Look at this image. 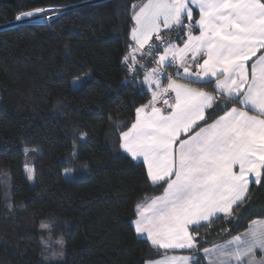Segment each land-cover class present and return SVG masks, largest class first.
Here are the masks:
<instances>
[{"label": "trees", "instance_id": "16d2710c", "mask_svg": "<svg viewBox=\"0 0 264 264\" xmlns=\"http://www.w3.org/2000/svg\"><path fill=\"white\" fill-rule=\"evenodd\" d=\"M143 1L0 0V264H44L41 225L64 239L65 259L56 264H145L163 253L132 223L136 205L163 187L119 146V132L150 99L145 69L134 80L124 62L133 47L132 5ZM39 8L63 10L48 20L16 19ZM162 37L180 43L186 32ZM81 75L88 76L74 87ZM210 112L208 123L223 113ZM29 156L33 185L25 172ZM257 218H264V185L253 182L233 217L191 228L199 249L191 252L208 264L203 248Z\"/></svg>", "mask_w": 264, "mask_h": 264}, {"label": "snow or ice", "instance_id": "6c2138e0", "mask_svg": "<svg viewBox=\"0 0 264 264\" xmlns=\"http://www.w3.org/2000/svg\"><path fill=\"white\" fill-rule=\"evenodd\" d=\"M132 10L134 47L124 62L134 80L144 68L137 53L154 57L156 66L145 70L142 81L151 99L119 132V146L133 161H142L152 185L163 187L162 195L136 205L132 223L156 249L195 252L198 233L190 226L210 223L220 214L233 217L248 198L250 183L264 185V0H146ZM22 16L33 12L16 19ZM174 28L186 32L182 46L161 35ZM170 67L175 78L167 73ZM213 109L223 115L208 123ZM27 171L32 180L33 169ZM256 249L264 251V221H252L245 233L203 248V254L217 264H264L255 260ZM147 264H199V256L165 255Z\"/></svg>", "mask_w": 264, "mask_h": 264}, {"label": "rangeland", "instance_id": "374dc122", "mask_svg": "<svg viewBox=\"0 0 264 264\" xmlns=\"http://www.w3.org/2000/svg\"><path fill=\"white\" fill-rule=\"evenodd\" d=\"M39 9H43V11L36 12L35 10H33L32 11L33 12V16H31V17H23L22 16L21 19H19L18 21L48 20L49 18H51L52 16L58 14L60 11L63 10V9L62 10H59V9H57V10L56 9H53L52 10V9H48V8H39ZM154 51H155V49H154ZM150 60L151 59H148V61H147V59H146V60L143 61L142 64L145 66V69H149L150 70L151 68H153V67L156 66V65H154L153 67H151V65H149V66L146 67V63L147 62H150ZM251 63H252V61L249 62V64H251ZM169 70H170V73L173 74L172 73V68H169ZM87 76L88 75L78 76L81 79H80L79 82H77V84L75 86H74V83H73V86L74 87L78 86ZM76 78L73 80V82L76 80ZM161 79L163 80V78H161ZM166 82H167V80H166ZM161 83L163 85V82H161ZM180 83H183V82H180ZM148 89L151 92V89L149 88V86H148ZM209 91L211 92L212 90H209ZM216 118H218V117H216ZM202 122L203 121H201L200 124ZM211 122H209V123H211ZM201 126H204V125H201ZM196 130H198V129H196ZM182 138H186V137H182ZM28 168L33 169V160H32V157L31 156L28 157V159L26 160V163H25V172H26L27 177L29 175V173L27 171ZM68 173L69 172L66 173V176L69 177ZM33 175H34V170H33ZM30 183L32 185L35 183V177L32 180H30ZM10 188H11V186H10ZM48 228H49L48 226H46L44 228V229H46V233H45V236L46 237L43 240V243H44V245H43L44 246V250H43V259H44V262L43 263L44 264H56V263H59V262H61V261H63L65 259V242H64V239L63 238L54 237L53 236L54 234H52L51 230H49Z\"/></svg>", "mask_w": 264, "mask_h": 264}, {"label": "crops", "instance_id": "0c3cea01", "mask_svg": "<svg viewBox=\"0 0 264 264\" xmlns=\"http://www.w3.org/2000/svg\"><path fill=\"white\" fill-rule=\"evenodd\" d=\"M144 2H146V0H144L143 2H141L140 4H142V3H144ZM195 11H198V9H196L194 6H193V19H198L199 18V12H198V17L197 18H194L195 17ZM187 23V22H186ZM198 28V27H197ZM174 29H177V28H174ZM168 31H170V30H162V32H161V35L162 34H164L165 32L167 33ZM193 31V34L194 35H198L199 34V29H198V31L197 32H195L194 30H192ZM185 39H186V37H185ZM153 40H155V38L153 37ZM165 40H167V41H171L172 43H174V44H177L178 46H182L183 45V41L182 42H180V43H178V42H176V40L174 39V38H172V37H166V39ZM130 41H131V43H132V45H133V47H134V41H132L131 40V34H130ZM138 55H139V53H137ZM260 53H258L257 54V56L259 55ZM256 59V57H253V61ZM200 62H202V61H200ZM155 64H152L151 65V67H153ZM172 68V67H171ZM144 69H145V67H144ZM145 70H149V69H145ZM145 73V72H144ZM172 73H173V76H174V78H175V69L174 68H172ZM143 77H144V74H143ZM143 77H142V81H143ZM165 81V82H164ZM161 82H163V85H166L167 84V82H166V79H161ZM178 82H183V83H187L188 81L187 80H179ZM213 83H214V81H213ZM145 86L147 87V89H148V86L145 84ZM192 87H203V86H201V85H198V84H193V85H191ZM205 88V87H204ZM149 90V89H148ZM205 90H207V91H209V90H213V89H211V88H205ZM150 92V91H149ZM170 95H172V94H170ZM174 95V94H173ZM150 99H151V92H150ZM149 99V100H150ZM223 102V101H222ZM231 106V105H230ZM237 106H239V105H237ZM251 114V113H250ZM221 115H223V114H221ZM127 154V153H126ZM254 179V178H253ZM251 184V183H250ZM163 194V191L159 194V195H156V196H160V195H162ZM156 196H152V197H147V198H145L144 200H142L139 204H144V203H146V202H150L151 201V199L152 198H154V197H156ZM220 215H222V214H220ZM136 219V216H135V218L133 219V221ZM253 221H264V218H257V219H255V220H253ZM202 223H204V222H201V224ZM134 226V225H133ZM250 226H252V222L250 223V225H249V227ZM193 226H190V231H191V228H192ZM248 227V228H249ZM248 228L246 229V230H244L243 232H241V233H239V234H237V235H242L243 233H245L247 230H248ZM137 234V233H136ZM138 235V234H137ZM236 236V235H235ZM234 237V236H233ZM232 237V238H233ZM232 238H230V239H232ZM146 239V238H145ZM230 239H228V240H230ZM228 240H226V241H228ZM226 241H224V242H221V243H218V244H215V245H212V246H209V247H207V248H213V247H215V246H217V245H222V244H224ZM150 243V242H149ZM163 253L161 254V255H159L158 257H155V258H153V259H151V260H148V261H155V260H158V259H161V258H163L165 255H168V256H173V255H175V256H180V255H195V254H193L191 251H189V250H183V249H175V250H169L167 253H165V251L164 250H162V249H160ZM205 256V255H204ZM205 258H206V260H207V262H208V264H217V262H216V260H215V257H212V256H205ZM255 260L256 261H258V262H261V261H264V251H262V250H260V249H256L255 250ZM148 261H146V263L145 264H147V262Z\"/></svg>", "mask_w": 264, "mask_h": 264}, {"label": "built area", "instance_id": "2783aa9c", "mask_svg": "<svg viewBox=\"0 0 264 264\" xmlns=\"http://www.w3.org/2000/svg\"><path fill=\"white\" fill-rule=\"evenodd\" d=\"M153 42L158 43V42H156L155 40H153ZM153 50H154V49H153ZM144 57H146L147 59H153V58H154V57H152V56H144ZM142 65H143V64H142ZM167 73H168V74H171L169 69H167ZM161 78H163V77H161ZM163 79H164V78H163Z\"/></svg>", "mask_w": 264, "mask_h": 264}]
</instances>
